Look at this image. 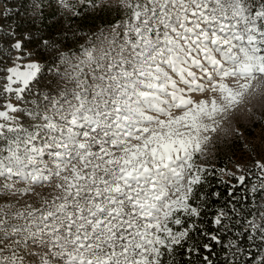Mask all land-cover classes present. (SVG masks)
<instances>
[{"label": "snow or ice", "instance_id": "snow-or-ice-1", "mask_svg": "<svg viewBox=\"0 0 264 264\" xmlns=\"http://www.w3.org/2000/svg\"><path fill=\"white\" fill-rule=\"evenodd\" d=\"M128 7L118 59L106 53V64L94 62L88 53L95 83L89 92L87 82H80L82 90L72 96L76 103L64 97L59 136L41 148L26 147L23 156L17 145L0 157V176L33 185L57 179L62 197L51 205L45 201L36 212L16 214L24 225L0 219V232L39 239L60 264H161V249L171 251L186 235L173 233L168 223L174 212L189 210L187 196L170 199V190L182 193L185 174L189 194L199 182L192 170L203 143L200 134L215 130L201 117L223 111L214 99L209 108L190 94L209 85L231 105L264 75V0L255 6L249 0H129ZM8 71L5 91L11 92L13 76L26 87L40 69L29 64L27 71ZM226 78L247 83L237 92L222 82ZM0 118L7 119V113L0 112ZM61 124L49 121L48 127L55 131ZM4 127L0 124V136ZM44 154L52 167L42 160Z\"/></svg>", "mask_w": 264, "mask_h": 264}, {"label": "rangeland", "instance_id": "rangeland-1", "mask_svg": "<svg viewBox=\"0 0 264 264\" xmlns=\"http://www.w3.org/2000/svg\"><path fill=\"white\" fill-rule=\"evenodd\" d=\"M91 1L0 0V112L7 113V119L0 118V124L5 126L3 136H0V157H7L9 148H15L17 145L18 154L23 156L26 147L38 149L52 136H59L62 124L58 110H67L64 97L76 103L72 96L74 92L82 90L80 82H87L89 92L95 83L91 71L95 63L89 61L88 53H91L94 62L106 64L109 60L106 53H111V58L118 59L117 45L123 43L125 26L131 15L129 0H94L98 9L108 7L122 13L121 19L112 26H97L89 35L81 30L75 31L74 28L66 29L68 18L74 15V11L83 5L88 9L92 8ZM131 2L135 3V0ZM249 3L255 6L259 2L256 0ZM27 7L31 9L25 16L22 13ZM42 10L58 14L57 28L60 32L57 37L48 36L43 40L40 37H43L44 31L36 33L26 28L28 25L24 20L39 19L38 11ZM18 42L21 48L16 50L13 46ZM29 64L39 66L40 71L35 78L25 87L22 80H16L13 76L16 82L10 84L12 91H5L10 83L8 69L17 68L18 71L24 72ZM99 74L97 71L96 75ZM169 74L178 79L174 74ZM222 82L237 92L240 91V83H247L233 78H226ZM178 87L183 85L178 83ZM20 88H24V91L18 92ZM205 88L208 90L191 93L189 98L195 103L206 101L209 108L214 99L223 111L215 113L212 119L201 117L200 122L203 125L215 130L201 132L203 143L201 150L194 154L192 175H198L196 167L203 166L207 160L212 161L217 153H227L231 140H238L241 149L235 158V168L238 171L241 165L246 171L250 170L251 175L257 177L253 183L262 191L250 228L262 243L261 252L253 264H264V75H258L252 80L251 86L239 97L238 103L231 105L221 98L219 89L213 92L209 85H205ZM54 104L56 107H53ZM6 105H11L16 111H9ZM173 114L182 115V112L174 109ZM49 121L57 122L61 127L52 131L48 127ZM256 122L258 126L254 127ZM8 128H15L16 131L8 132ZM32 137L35 139H30ZM42 160L49 167L53 166L47 154L42 156ZM65 175H70V172ZM187 180L188 175L185 174L182 193L171 195L170 190V199H176L181 194L188 198ZM57 183V179H53L51 183L33 185L31 182H23L17 176L9 177L7 173L0 176V219H6L10 224L24 225L26 220L16 214L36 212L37 209L45 207V201L51 205L55 197H62L64 194L56 188ZM180 211L186 212L183 209ZM4 257L8 259L3 260ZM44 259H48L50 264H60L51 256L49 247L39 239L33 241L31 238H22L19 233L0 232V264H13V261L14 264H42Z\"/></svg>", "mask_w": 264, "mask_h": 264}, {"label": "trees", "instance_id": "trees-1", "mask_svg": "<svg viewBox=\"0 0 264 264\" xmlns=\"http://www.w3.org/2000/svg\"><path fill=\"white\" fill-rule=\"evenodd\" d=\"M91 3L92 8L83 5L74 11L66 29L74 28L89 35L97 26H112L121 19V12L108 7L98 9L96 1ZM29 9L31 7L25 8L22 14L26 16ZM38 12L39 19L24 20L26 28L36 33L44 31L40 37L43 40L48 36L57 37L60 32L58 14ZM253 126L257 127L258 122ZM238 143L231 140L227 153H217L212 161L196 167L200 170V180L192 185L187 198L189 210L176 212L170 222L174 233L186 232V235L179 243L171 245V251L161 249V264H253L259 256L262 243L252 233L250 223L262 191L253 183L257 177H253L250 170L246 171L241 165L240 170H236L235 158L241 149ZM192 208L196 209L195 214ZM175 218L181 220L179 225L174 223Z\"/></svg>", "mask_w": 264, "mask_h": 264}]
</instances>
